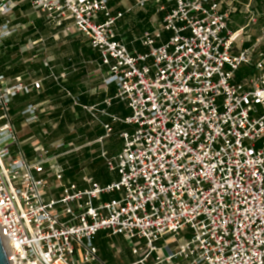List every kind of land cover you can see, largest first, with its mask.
Returning a JSON list of instances; mask_svg holds the SVG:
<instances>
[{
  "label": "built area",
  "instance_id": "1",
  "mask_svg": "<svg viewBox=\"0 0 264 264\" xmlns=\"http://www.w3.org/2000/svg\"><path fill=\"white\" fill-rule=\"evenodd\" d=\"M28 1L58 27L71 22L100 53L105 85L131 110L124 123L132 130L121 133L118 156L102 153L120 180L85 179L81 191L58 165L46 169L49 148L28 160L15 132L13 100L40 92L41 82L0 76V237L10 264H107L94 245L101 232L132 244L133 264H264V29L243 48L260 18L254 5L242 6L246 25L233 32L237 0H168L159 28L142 38L149 54L139 55L117 40L124 17L110 0H0V46ZM135 1L140 10L151 2ZM164 32L171 36L157 47ZM37 110L22 112L27 124ZM51 183L61 194L47 202ZM113 194L119 199L101 202Z\"/></svg>",
  "mask_w": 264,
  "mask_h": 264
},
{
  "label": "crops",
  "instance_id": "2",
  "mask_svg": "<svg viewBox=\"0 0 264 264\" xmlns=\"http://www.w3.org/2000/svg\"><path fill=\"white\" fill-rule=\"evenodd\" d=\"M151 1L140 10L135 0H110L113 15L123 14L124 17L115 28L117 40L122 41L132 53L149 54L150 48L142 44L143 36L159 28L174 5L168 0ZM243 5L239 6L241 12L233 14L229 22V29L233 32L246 25ZM29 10H32L29 1L21 3L15 10L12 26L18 34L11 36L0 47V76L14 80L26 75L28 79L42 84L40 92L30 97L19 96L10 106L15 132L26 157L34 160L39 146L49 147L63 141L67 143V149L54 153L46 169L58 165L64 171V182L76 185L81 191L89 188L85 179L93 180L100 187L117 183L119 176L108 170L102 153H106L108 158H115L121 153L123 140L120 135L132 130L124 123L131 116V110L126 103L117 100L114 85H105L108 68L103 65L100 53L89 46L71 22L58 27L48 25L44 19H37L25 26ZM19 19L23 20L19 22ZM253 27L246 30L248 38L244 49H248V44L253 46L262 36L264 27L256 26L255 34H251ZM170 36V33L164 32L156 46L166 44ZM30 45L32 51L24 59H13L14 53L18 54ZM262 48L264 50V44ZM29 105L37 106L38 120L27 124V117L22 116V112ZM114 119L117 121L114 122ZM106 126L112 129L111 133L105 130ZM46 193L45 200L49 202L58 200L61 190L56 183H51ZM119 196H103L101 202L117 200ZM99 203L95 201V205ZM112 238L106 232L99 233L95 238L99 259L107 264L135 263L125 256L121 245L111 241ZM117 249L121 250V254L116 257L119 260L113 261L110 259L111 250Z\"/></svg>",
  "mask_w": 264,
  "mask_h": 264
},
{
  "label": "rangeland",
  "instance_id": "3",
  "mask_svg": "<svg viewBox=\"0 0 264 264\" xmlns=\"http://www.w3.org/2000/svg\"><path fill=\"white\" fill-rule=\"evenodd\" d=\"M152 2V1H151ZM237 2H238V7L239 6H241V4H248L249 2H251V4L252 5H254V0H237ZM31 7V6H30ZM32 9V8H31ZM237 15V14H236ZM234 16V15H233ZM233 16H231V19H230V21L232 20V17ZM37 19H44L45 21H46V23L48 24V25H50V24H54V23H52V22H50V21H48V20H46L43 16H40V14H37V12H35L33 9L32 10H29V13H28V15H27V24L25 25V26H28L29 25V23H33L34 21H36ZM21 20H23V19H19V22L21 21ZM258 23H259V20H258ZM258 23L255 25H253L252 27H253V30L252 31H254V32H252L251 34H255V32H256V30H254L255 29V27L256 26H258ZM15 34H18V32H16ZM1 47V46H0ZM32 51V49H31V45L30 46H26V47H24V48H22V50H21V52L20 53H18V54H15L14 53V55H13V59H15V60H17V59H19V58H25V55H27L28 53H30ZM10 60V59H9ZM0 117H1V112H0ZM5 121L4 120H1L0 119V126L4 123ZM59 144H65L66 146L64 147V148H61V149H59V150H56L55 149V147L56 146H58ZM67 147H68V145H67V143H65V142H63V141H60V142H57V143H53L52 145H50L49 147H46V148H49V150L51 151V154H52V156H53V154L54 153H61V152H63L64 150H66L67 149ZM18 149V147L17 146H15V147H13L12 148V151L13 152H15L16 150ZM22 150L23 151H25L23 148H22ZM26 155V154H25ZM29 159V158H28ZM111 241L112 242H114V243H116L117 245H121V247L123 248V250H124V252H125V256L126 257H129L130 258V261L131 262H136V258H134L133 256H132V253H131V250H130V247H131V245L132 244H130V243H128V242H126V241H124L121 237H114V238H112L111 239ZM161 245V244H160ZM117 253H116V251H114V250H111V256H110V259L111 260H113V261H115L114 259H116V260H119V259H117L116 257L118 256V255H116ZM126 257H124V258H126ZM118 258H120V257H118Z\"/></svg>",
  "mask_w": 264,
  "mask_h": 264
},
{
  "label": "trees",
  "instance_id": "4",
  "mask_svg": "<svg viewBox=\"0 0 264 264\" xmlns=\"http://www.w3.org/2000/svg\"><path fill=\"white\" fill-rule=\"evenodd\" d=\"M253 9L257 14H259V23L258 26H263L264 27V0H254V6ZM7 41V40H6ZM4 44V43H3ZM8 44V43H7ZM6 46V45H5ZM247 48L251 47V44L246 45ZM243 74V72L241 73ZM11 110H10V115H11Z\"/></svg>",
  "mask_w": 264,
  "mask_h": 264
},
{
  "label": "water",
  "instance_id": "5",
  "mask_svg": "<svg viewBox=\"0 0 264 264\" xmlns=\"http://www.w3.org/2000/svg\"><path fill=\"white\" fill-rule=\"evenodd\" d=\"M3 241L0 237V264H10Z\"/></svg>",
  "mask_w": 264,
  "mask_h": 264
},
{
  "label": "bare ground",
  "instance_id": "6",
  "mask_svg": "<svg viewBox=\"0 0 264 264\" xmlns=\"http://www.w3.org/2000/svg\"><path fill=\"white\" fill-rule=\"evenodd\" d=\"M3 240H4L3 243H4V245H5V249H6V251H8V250H9V248H8V244H7V242H6L5 239H3Z\"/></svg>",
  "mask_w": 264,
  "mask_h": 264
}]
</instances>
